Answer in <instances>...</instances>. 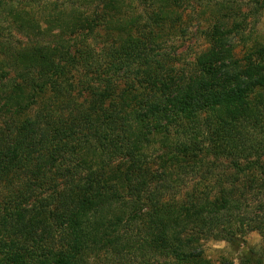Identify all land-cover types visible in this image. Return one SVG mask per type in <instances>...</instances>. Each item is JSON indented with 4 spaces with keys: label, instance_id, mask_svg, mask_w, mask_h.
Segmentation results:
<instances>
[{
    "label": "trees",
    "instance_id": "1",
    "mask_svg": "<svg viewBox=\"0 0 264 264\" xmlns=\"http://www.w3.org/2000/svg\"><path fill=\"white\" fill-rule=\"evenodd\" d=\"M247 4L0 0V264H230L210 239L264 264L239 242L264 237V0ZM194 19L206 47L186 53Z\"/></svg>",
    "mask_w": 264,
    "mask_h": 264
},
{
    "label": "rangeland",
    "instance_id": "2",
    "mask_svg": "<svg viewBox=\"0 0 264 264\" xmlns=\"http://www.w3.org/2000/svg\"><path fill=\"white\" fill-rule=\"evenodd\" d=\"M239 4L244 10L248 8V2L249 0H232ZM187 12L191 14L192 8H188ZM251 20V18H249ZM193 23L190 24L189 29L187 30V34L185 37H181V39L185 40V47L187 44H189V47L186 48V53L193 52L197 49L206 47L205 43L203 42L201 37H198V35H195L196 30V23L195 19L192 21ZM43 25L47 26L51 31L56 32L58 30V25L55 22V20H49L48 22L42 23ZM256 27L255 31H253V36L255 34V37L259 39L260 41H264V12L258 16V19L256 18ZM44 27V26H43ZM19 39L22 43L24 42H33L35 41L33 35L31 34H25V33H18ZM237 40V39H236ZM194 42V43H193ZM239 49H237L238 51ZM188 185L181 186L180 189L184 190L186 189ZM239 242L242 246L250 247L252 249H264V237L254 229H251V227H242L239 230ZM204 251L207 258L213 260V261H220L222 258H228V260L231 262L230 264H239V258L241 251L239 249H233L230 247V245L224 241V240H216V239H210L206 242H204Z\"/></svg>",
    "mask_w": 264,
    "mask_h": 264
}]
</instances>
